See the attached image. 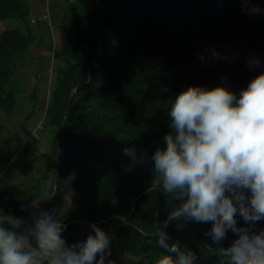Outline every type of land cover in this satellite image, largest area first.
Segmentation results:
<instances>
[{"label": "trees", "instance_id": "1", "mask_svg": "<svg viewBox=\"0 0 264 264\" xmlns=\"http://www.w3.org/2000/svg\"><path fill=\"white\" fill-rule=\"evenodd\" d=\"M125 3L110 4L113 12L108 19L99 21L98 13L79 21L80 11L71 18L75 40L67 42L66 51L73 62L57 71L41 122L59 131V145L54 142L43 154L49 166L43 180L53 178L51 193L42 202L43 180L32 176L27 187L0 186V208L27 219L32 201L40 199V209L65 226L61 236L67 245L94 235L95 224L110 238L105 264H156L163 250L157 244L154 220L162 222L181 203L162 191H149L152 156L166 146L163 137L170 130L167 113L173 98L190 85L223 86L238 95L236 90L264 71V0ZM85 5L93 3L87 0ZM94 5L98 10L101 4ZM28 14L24 0H0V22L25 20ZM34 42L30 33L0 32V106L10 119L19 118L20 100L29 101L28 112L21 114L26 119L35 115L30 105L36 93L19 95V84L12 86L16 60L24 58ZM253 57L261 67L249 66ZM126 147L137 152L138 162L131 168V158L123 152ZM24 153L25 149L18 157H26ZM70 197L73 206L65 210ZM209 224L171 222L167 242L191 249L196 264H220L213 251L218 246L205 235L204 225ZM256 227L264 228V220ZM232 237L229 231L225 247Z\"/></svg>", "mask_w": 264, "mask_h": 264}, {"label": "clouds", "instance_id": "2", "mask_svg": "<svg viewBox=\"0 0 264 264\" xmlns=\"http://www.w3.org/2000/svg\"><path fill=\"white\" fill-rule=\"evenodd\" d=\"M88 1L102 6L123 0ZM75 9L70 19L82 11ZM248 63L261 67L255 57ZM236 91L238 95L223 86L190 85L173 98L167 113L170 130L163 137L166 146L157 148L152 156L149 191H162L181 203L162 222L154 220L157 244L163 250L156 264H196L191 249L167 242L166 229L171 222L179 226L181 221L211 223L204 225L205 235L218 246L213 251L220 264H264V228L256 227L264 220V71ZM76 92L72 91L70 100ZM33 139L29 136L27 142ZM14 142L19 145L21 138L17 136ZM22 152L23 147L10 167ZM123 152L131 158L129 168L138 162L134 147ZM4 187L9 188L8 183ZM40 203V199L32 201L29 207L33 211L27 219L0 208V264H105L110 238L101 228L92 224L94 235L69 246L61 236L65 226L55 215L41 210ZM229 231L232 242L225 247Z\"/></svg>", "mask_w": 264, "mask_h": 264}, {"label": "rangeland", "instance_id": "3", "mask_svg": "<svg viewBox=\"0 0 264 264\" xmlns=\"http://www.w3.org/2000/svg\"><path fill=\"white\" fill-rule=\"evenodd\" d=\"M24 1L29 7V14L25 20L10 19L0 22V32L18 30L24 34H32L35 39L26 56L16 60L15 77L12 83V86L15 83L19 84V95L29 97L36 93L37 98L30 105L35 108V115L26 119L25 114H21L28 112V100L19 101L17 111L19 118L10 119L0 106V186L4 187L8 183L10 188L15 185L27 187L31 183L32 176L43 180L49 167L43 154L49 151L54 142L59 145L57 139L59 131L42 125L41 122L50 89L54 87L57 71L70 67L73 62V58L66 51L67 42L75 40L73 32L75 25L69 17L76 13V7L82 9L80 15L82 19L86 18L84 16L86 13H89L90 17L99 13L101 15L99 19L104 20L108 19L113 12L109 4L100 6L98 10L95 9L94 4L83 6L87 0ZM83 61L81 57V64ZM32 135L35 139L27 142ZM14 136L21 138L16 151L23 147L26 157L21 159L18 157V164L10 167V153L16 149L17 143V141L14 142ZM35 151L38 152L33 154ZM41 186L43 202L51 193L53 178L43 180ZM17 202L19 203L18 200ZM73 202L74 198L70 197L63 208L71 209Z\"/></svg>", "mask_w": 264, "mask_h": 264}, {"label": "bare ground", "instance_id": "4", "mask_svg": "<svg viewBox=\"0 0 264 264\" xmlns=\"http://www.w3.org/2000/svg\"><path fill=\"white\" fill-rule=\"evenodd\" d=\"M69 113V112H68Z\"/></svg>", "mask_w": 264, "mask_h": 264}]
</instances>
